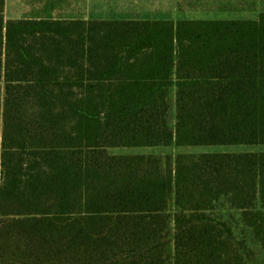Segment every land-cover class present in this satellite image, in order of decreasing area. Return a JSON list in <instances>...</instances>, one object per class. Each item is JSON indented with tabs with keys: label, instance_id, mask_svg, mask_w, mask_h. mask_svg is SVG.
<instances>
[{
	"label": "trees",
	"instance_id": "16d2710c",
	"mask_svg": "<svg viewBox=\"0 0 264 264\" xmlns=\"http://www.w3.org/2000/svg\"><path fill=\"white\" fill-rule=\"evenodd\" d=\"M5 10L0 0V264L253 263L233 222L264 250V152L110 150L264 146V12L95 21Z\"/></svg>",
	"mask_w": 264,
	"mask_h": 264
},
{
	"label": "rangeland",
	"instance_id": "374dc122",
	"mask_svg": "<svg viewBox=\"0 0 264 264\" xmlns=\"http://www.w3.org/2000/svg\"><path fill=\"white\" fill-rule=\"evenodd\" d=\"M9 0L6 19H13V3ZM192 0H88L85 4V20H142V21H179V20H256L264 12V0H238V4L230 0H222L227 8H214L212 0H198L190 6ZM230 1V2H229ZM236 2V1H235ZM112 154H145V155H177L189 154H221V153H259L264 146H198V147H153V148H116ZM225 218L237 214L222 207ZM239 239L247 238L249 246L255 252L254 262L264 264V250L256 242L250 231L242 235V226L235 224Z\"/></svg>",
	"mask_w": 264,
	"mask_h": 264
},
{
	"label": "crops",
	"instance_id": "0c3cea01",
	"mask_svg": "<svg viewBox=\"0 0 264 264\" xmlns=\"http://www.w3.org/2000/svg\"><path fill=\"white\" fill-rule=\"evenodd\" d=\"M88 0H15L13 19L53 18L65 20H85V4ZM214 8H225L222 0H212ZM238 4V0H230ZM229 1V2H230ZM236 1V2H235ZM9 0H6V10ZM5 10V14H6Z\"/></svg>",
	"mask_w": 264,
	"mask_h": 264
}]
</instances>
